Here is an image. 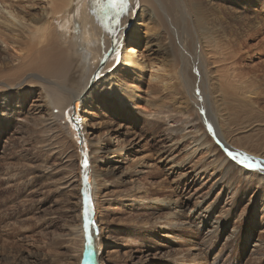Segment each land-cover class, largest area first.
Returning a JSON list of instances; mask_svg holds the SVG:
<instances>
[{
	"label": "rangeland",
	"instance_id": "1",
	"mask_svg": "<svg viewBox=\"0 0 264 264\" xmlns=\"http://www.w3.org/2000/svg\"><path fill=\"white\" fill-rule=\"evenodd\" d=\"M176 1L180 14L171 17L181 21L169 17L166 30L145 18V3L135 9L118 63L96 77L79 104L101 264H264V256L254 253V245L264 246V171L233 163L236 155L207 127L203 109L213 105L218 123L224 115L226 143L264 157V0ZM35 8L29 22L46 17L44 2ZM90 27L83 22L82 30ZM3 49L0 70L4 62L7 71L27 56L21 47ZM159 49L169 56L158 55ZM125 53L145 63L149 74L180 78V96L188 95L196 111L181 116L170 114L171 107L156 115L143 90L137 94L144 100L115 99L111 81L102 77ZM18 95L25 106L19 118L26 121L0 136V264H84L82 167L66 129L72 106L60 115L38 79ZM51 114L60 116L47 132ZM204 135L209 148L192 155L186 147ZM108 161L118 162L119 171L112 174ZM120 194L143 200L130 205L118 200ZM172 201L189 209L211 208L213 221L223 227L198 230L187 212L175 214ZM190 254L205 260L194 262Z\"/></svg>",
	"mask_w": 264,
	"mask_h": 264
},
{
	"label": "bare ground",
	"instance_id": "2",
	"mask_svg": "<svg viewBox=\"0 0 264 264\" xmlns=\"http://www.w3.org/2000/svg\"><path fill=\"white\" fill-rule=\"evenodd\" d=\"M43 2L45 4L43 13L46 14V17L29 22L26 18L35 12V7L39 3L42 4ZM175 2L177 1L127 0V7L119 15H116L115 12L105 14V10L98 6L96 0H91L90 3L88 0H0V46L6 52L10 51L11 48L16 50L17 47H21L26 50L27 54L23 62H19L17 65L12 64V67L7 71H5L6 62H4L5 67H2L0 70V79L4 82V86L0 87V136L2 133H5L3 131L6 129H13L19 122L22 123L25 120L24 117V119L20 120L19 114L23 112L20 110H24L25 106L22 96H19L18 93L22 86L32 85V80L38 79L41 81L42 89L51 98V106H53V109H59V114L61 112L65 116L66 111L72 106L66 113L70 121V124L66 123V129L71 132L72 139L77 145V152L80 155L82 190L85 186L89 203V218L93 221V223L91 222V230L89 231L83 216L84 197L82 195L80 238L82 239V244H85V248H83V252L85 251L86 253L84 264H101L100 255L103 253V247L102 249L99 248V231L94 218L98 214V208L93 200L91 166L89 164L91 158L89 157L88 159L87 155L89 144L87 139L84 142L85 137L83 133L85 132L83 128L85 127H83V123H79L77 117L79 104L81 105L82 103L83 92L95 85L97 76L103 75L106 70H109L118 63L119 55L117 53L121 51L122 47L120 48V46H122L124 35L127 33V27L131 23L133 24L134 11L139 5L145 3V9L143 10L145 18L148 21L155 20L161 22L164 29V26L166 28L165 22L169 20L171 15L175 13L180 14L173 5ZM87 8L89 9L88 11ZM88 16L90 17L87 20ZM110 17H112L111 21H109ZM171 18L172 21L179 24L182 17L175 15V17ZM83 22L89 23L91 27L82 30ZM96 32L98 33L97 39H94L93 36L96 35ZM85 35L89 36L85 37ZM89 48H93L92 52H89ZM158 55L169 56L162 49H159ZM122 58L121 63L112 72L102 77L111 81L109 85H111L110 89L113 91L115 99H123L125 103L132 102V99L137 101L144 100L141 95L137 94L143 90L144 94L150 97V99H147L149 101H144L154 107L152 111L156 115L164 113L165 111L163 110L165 108L168 111V108L171 107L175 109H172L170 114L181 116L191 113L190 109L195 110V106H192L188 95L180 96L179 90L183 87L180 78L166 77L153 73L149 74L147 65L139 62L138 58H134L132 55L126 53ZM85 76L88 77L83 79ZM61 84L67 85V89ZM68 87H70L69 90ZM76 87L77 90L74 91ZM165 98L171 99L173 102L171 106H163L162 101ZM208 106L209 109L203 108L207 127L218 138L224 148L230 150V152L233 151L232 154H235L236 158L242 159L243 157H248L254 166L257 165L259 169H264V157L246 153L245 150L238 152L239 149H235L234 143H226L225 135L227 136V133L223 129V122H226L225 117L221 115V123H218L215 120L213 107H211L213 105L208 104ZM58 115L51 114L47 132L53 131V127L57 125ZM72 116L76 122L75 124L72 122ZM219 131L222 132L221 136ZM208 141L207 137L204 139L201 137L194 138L186 149H189L191 154L195 155L199 152L198 150L209 148ZM85 161L87 162V167H85ZM233 161V163H239L238 159H233ZM239 165L242 164L239 163ZM106 168L114 174L116 171H119L118 162L108 161ZM227 168L230 169L229 166ZM36 172L37 170L31 174ZM83 179L86 182L85 184H83ZM138 189L140 188L137 187L135 190L134 188L132 190L138 191ZM118 198V200L122 199V201L130 205L137 204L139 200H143L139 199L143 197L138 195H132L127 198L126 195L120 194ZM99 201L100 199L96 196V202L100 208ZM170 204H172L171 207L175 214L187 212L191 220L198 222L199 225H196L198 230L199 228L201 230L214 229L218 225L220 228L223 227L222 223L213 221L211 208L203 210L200 207L189 209V206L186 204L183 205L176 201H172ZM154 223L156 224V221ZM163 226L166 227L167 225ZM254 248H256V251H254L255 255L258 257L264 256V246L256 244ZM191 256L194 262L197 263L205 260V258L199 255L195 257ZM261 260V258H256L255 261L257 263L261 262Z\"/></svg>",
	"mask_w": 264,
	"mask_h": 264
},
{
	"label": "snow or ice",
	"instance_id": "3",
	"mask_svg": "<svg viewBox=\"0 0 264 264\" xmlns=\"http://www.w3.org/2000/svg\"><path fill=\"white\" fill-rule=\"evenodd\" d=\"M96 3L105 10V14H108L109 12H115L116 15H119L124 10V8L127 7V0H96ZM233 159H236V157H233ZM239 163L245 167H254L248 157H243L239 160ZM85 167H87L86 161ZM260 170L264 171V169Z\"/></svg>",
	"mask_w": 264,
	"mask_h": 264
},
{
	"label": "water",
	"instance_id": "4",
	"mask_svg": "<svg viewBox=\"0 0 264 264\" xmlns=\"http://www.w3.org/2000/svg\"><path fill=\"white\" fill-rule=\"evenodd\" d=\"M85 180L83 179V184H85ZM82 195L84 197V201H83V216H84V221L85 224L87 225V228L89 229V231L91 230V222L93 223V221L89 218V203H88V199H87V194H86V187L84 186L83 190H82ZM88 248V247H87Z\"/></svg>",
	"mask_w": 264,
	"mask_h": 264
}]
</instances>
